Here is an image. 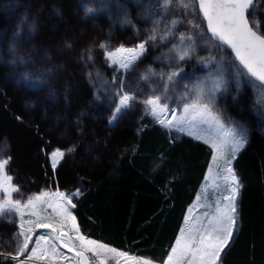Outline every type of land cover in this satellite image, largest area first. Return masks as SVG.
Instances as JSON below:
<instances>
[{
    "label": "rangeland",
    "instance_id": "obj_1",
    "mask_svg": "<svg viewBox=\"0 0 264 264\" xmlns=\"http://www.w3.org/2000/svg\"><path fill=\"white\" fill-rule=\"evenodd\" d=\"M67 3L70 4V9L63 11V7L57 0H8L5 6L0 2V121L4 119L5 114L10 116L7 111L9 101L5 97L2 87H11L20 93V104L27 116L32 111L44 108L46 104L56 107L55 109L59 106L69 108L71 106L69 97L72 85L77 87V84L80 83L90 92V98L74 114L75 136L68 128L59 130L60 124L66 122V117L57 116L47 128V132L54 135V143L48 146L47 150L41 152L42 170L44 162L54 171L66 160L73 161L75 157L84 160L91 155L94 152L92 144L86 141L88 136L86 130L90 122L104 123V125L106 123L113 129L124 127L131 129L134 133L147 125L161 127L155 123L150 115H145L144 105L139 101L146 98L147 95L153 94L154 91L156 94L163 92L166 76L162 79L160 74H166L176 69H182V71L176 77V84L169 86L167 102L171 108H176L178 113L182 111L185 103L182 96L187 90L186 86L193 88L206 81L210 83L214 74L222 68L225 85L224 89L216 94L215 104L226 126L240 125L245 128L247 130V143L253 130L264 135V88L246 75H239V65L234 62L233 56L218 42L209 39L210 34L207 33L205 21L199 13L198 5H193L187 12L174 7L159 24V28L163 29L166 22L181 17L183 14L182 22L175 30V36L169 37L164 43L159 42V40L156 42L149 41L146 45L147 50L135 62L130 71L120 70L117 72V65L109 66V62L104 56V50L99 48V44L105 42L108 44L109 50H115L120 46L133 48L144 41L151 33L154 21L163 15L158 6L160 0H68ZM86 6L92 7L94 12L86 15ZM249 19H259L262 22L261 31L264 32V0H255L253 9L249 13ZM125 20H130L131 24H125ZM188 20H191L193 24L201 25V27L193 29L187 23ZM62 31L71 33L73 36L71 42L67 39H61ZM182 32L195 34L197 50L192 59L177 64L172 59L174 53H171L170 49L173 43H178L177 37ZM65 53L68 54V57L70 55L72 67L76 68L78 74L75 75L77 81L71 84L70 82H68L69 84L63 83V79L72 75L71 69L64 61ZM89 56L92 59H89ZM213 56L217 58L216 62L209 63L207 67L198 62L197 59V57L208 58ZM149 70L155 75H150L147 81L141 79V76L148 74ZM25 73L32 74L30 80L36 85L35 87H29V81L22 79ZM42 73L45 74L43 77L40 75ZM114 78H116L115 83L113 82ZM120 78L123 79L124 90L134 94L137 101L131 108L124 110L118 121L110 124L111 113L114 111L115 104L118 103L116 93L120 88ZM62 88L63 90H61ZM78 89L77 87L74 91ZM240 114H246L253 123L250 124L247 119L240 118ZM18 121L20 119L17 118ZM161 128L172 139L190 138L194 142L207 146L211 152L204 182L192 204L187 207L181 229L186 228L189 223H206L204 213L209 210V204L215 207L219 203L223 207L227 203L221 199L222 195L227 194V182L223 179L227 173L217 167L218 162L213 159L212 147L204 142L206 139L218 141V134L215 131L211 133L202 132V138L195 139L193 136L181 132L174 130L169 132L166 128ZM237 130L239 131V129ZM5 144L6 148L0 158L8 159L10 157L6 171L14 177L13 184L20 188L18 193L13 194L14 198L26 202L29 197L37 196L43 192L55 193L60 191L66 195H71L77 190L80 192V183L77 184L75 190H70L60 189L51 178H43L37 182L35 178L29 177L23 180L20 178L17 166L13 163L15 156L11 141L6 136L0 137V146ZM79 147L82 150L77 153ZM57 150L64 152L65 155L62 159L56 158L58 163L53 169L51 154ZM232 168L242 185L241 179L234 169V160L232 161ZM241 190L242 186L236 200L237 216ZM76 198L73 199L74 204ZM57 200L58 197L54 195L42 197L41 200L35 201L36 211L41 217L58 219L53 207L50 206L55 205ZM29 211L31 208L27 209L26 213ZM70 211L74 215V208H71ZM25 219L35 220V217L26 214ZM17 224L18 218H16V222H10L7 217L0 219L1 252H14L15 234L19 230ZM25 227L27 228L28 225ZM181 229L177 238L181 234ZM65 231L70 232V225L66 226ZM45 233L54 235L48 229L36 228L34 229L33 240L35 235ZM98 242L103 243L102 241ZM76 243L78 244V242ZM31 246L30 244L29 247L31 248ZM171 248L167 255L159 261L149 256L117 250L128 253L130 256L150 259L153 264H164ZM59 251L69 257L72 256V253L68 252L67 249H59ZM87 255L92 264H99V260L91 253ZM223 255L224 253L222 257ZM0 259L11 261L14 264L11 259L5 260L3 256ZM100 259H105V264H126L123 257L116 256L114 253H104ZM220 262L219 264H221ZM30 264H46V262L33 261ZM64 264H68V262H64ZM71 264H75V258Z\"/></svg>",
    "mask_w": 264,
    "mask_h": 264
},
{
    "label": "trees",
    "instance_id": "obj_2",
    "mask_svg": "<svg viewBox=\"0 0 264 264\" xmlns=\"http://www.w3.org/2000/svg\"><path fill=\"white\" fill-rule=\"evenodd\" d=\"M67 1L57 0L63 11L70 9ZM0 2L5 6L8 0ZM62 32L61 39L71 42V33ZM65 55L72 75L63 83L71 84L78 74L70 55ZM73 86L69 108L46 104L28 116L21 107L20 93L2 87L10 116L5 114L0 121V137L6 136L12 143L13 163L20 178H35L36 182L51 178L60 189L70 190L80 183L73 212L82 234L159 261L172 247L187 207L200 192L211 152L190 138L172 139L156 125L134 133L90 122L85 140L94 152L84 160H66L54 171L44 162L42 170L41 152L54 143V135L47 132L52 120L66 117L59 130L68 128L75 136L74 114L90 98L85 86L77 84V91ZM239 117L253 123L246 114ZM81 150L79 147L77 153ZM234 169L242 182L238 229L220 263L264 264V135L251 132L246 147L234 160ZM0 264L12 263L0 259Z\"/></svg>",
    "mask_w": 264,
    "mask_h": 264
},
{
    "label": "snow or ice",
    "instance_id": "obj_3",
    "mask_svg": "<svg viewBox=\"0 0 264 264\" xmlns=\"http://www.w3.org/2000/svg\"><path fill=\"white\" fill-rule=\"evenodd\" d=\"M255 0H160L159 8L163 15L155 20L151 33L147 38L133 48L120 46L115 50H109L107 43L102 42L99 48L104 50L105 59L109 66L117 65L116 71L128 72L135 62L147 50L149 41L164 43L169 37L175 36L177 26L182 22L181 17L173 18L165 23L163 29L159 24L167 17L168 13L176 9H183L187 12L193 5H198L199 13L207 24V33H210V40L218 42L219 45H226L234 54V62H238V74L246 75L249 79L258 81L264 86V32L261 31L262 22L259 19L250 20L249 12L253 9ZM94 9L86 6V15L92 14ZM125 24H131L130 20H125ZM193 29H199L201 25L187 21ZM178 43H173L170 49L174 53L172 59L178 64L181 61L190 60L195 56L197 41L192 32L180 33L177 37ZM126 54V55H122ZM89 59H92L89 56ZM198 62L206 67L209 63H215L216 57H197ZM182 69H176L166 74L161 73L164 79L163 92L147 95L139 101L144 105L145 115H150L155 123L166 128L169 132L177 131L186 135L201 139L202 132L218 134L217 140H204L213 149V159L217 161V167L227 173L223 179L226 183L227 194L221 199L227 203L222 207L219 203L213 207L208 205V211L204 213L206 223H189L186 228L181 229V234L177 238L175 245L171 248L164 264H219L222 254L229 247L236 231L237 216V196L242 186L236 176L232 161L236 154L244 148L247 143V130L240 125H227L223 121L219 111L216 109V94L224 89L225 80L223 69L215 74L211 82H203L187 88L182 99L185 101L182 111L178 113L176 108H171L167 102L169 99V86L176 84V77L180 75ZM32 74L25 73L23 80L29 81V87L36 85L31 82ZM43 77L45 74H40ZM150 75H155L149 70L148 74L141 76L147 81ZM42 82V81H41ZM113 82H116L114 78ZM120 88L116 95L118 103L115 104L114 111L109 119L110 124H114L123 115L125 109H129L137 101L134 94L124 90L123 79H119ZM239 129V131L237 130ZM6 148V144L0 146V156ZM71 151V150H69ZM64 152L57 150L51 154L52 167L56 168L57 157L63 158ZM10 157L0 158V219L7 217L10 222H16L18 218V232L15 234L16 245L14 252H0L5 260L11 259L14 264H30L33 261H45L46 264H71L75 258V264H92L88 253L99 260V264H105V259H100L104 253H114L123 257L126 264H153L150 259L130 256L128 253L118 251L103 243L92 240L84 236L77 224L76 217L70 211L76 205L73 199L80 195L79 190L66 195L63 192L55 193L43 192L37 196L29 197L26 202L19 198H14L13 194L20 191L19 186L13 184L14 177L6 171ZM54 195L58 197L53 207L58 219L41 217L36 211L35 201L41 200L44 196ZM31 211L26 213V210ZM35 217L25 219V215ZM25 225H28L26 228ZM70 225V232L65 231ZM48 229V233L35 235L34 229ZM78 242V244L76 243ZM32 245L31 248L29 247ZM59 249H67L72 253L69 257ZM23 257V259H21Z\"/></svg>",
    "mask_w": 264,
    "mask_h": 264
},
{
    "label": "water",
    "instance_id": "obj_4",
    "mask_svg": "<svg viewBox=\"0 0 264 264\" xmlns=\"http://www.w3.org/2000/svg\"><path fill=\"white\" fill-rule=\"evenodd\" d=\"M250 13V12H249ZM205 26H206V28H207V24H206V22H205ZM210 34V33H209ZM223 46V48L226 50V51H228L232 56H233V58H234V54L231 52V49L230 48H228L226 45H222ZM238 63V62H237ZM254 81V80H253ZM254 82H256L258 85H260L259 84V82L258 81H254ZM261 86V85H260ZM261 87H263L264 88V86H261Z\"/></svg>",
    "mask_w": 264,
    "mask_h": 264
},
{
    "label": "crops",
    "instance_id": "obj_5",
    "mask_svg": "<svg viewBox=\"0 0 264 264\" xmlns=\"http://www.w3.org/2000/svg\"><path fill=\"white\" fill-rule=\"evenodd\" d=\"M237 229H238V227H237ZM226 250H227V249H226ZM226 250H225V251H226ZM224 253H225V252H224Z\"/></svg>",
    "mask_w": 264,
    "mask_h": 264
},
{
    "label": "bare ground",
    "instance_id": "obj_6",
    "mask_svg": "<svg viewBox=\"0 0 264 264\" xmlns=\"http://www.w3.org/2000/svg\"><path fill=\"white\" fill-rule=\"evenodd\" d=\"M239 106V105H238ZM175 240V239H174Z\"/></svg>",
    "mask_w": 264,
    "mask_h": 264
}]
</instances>
